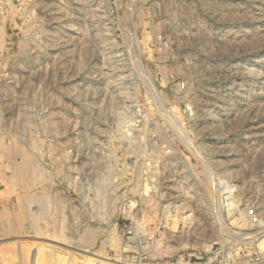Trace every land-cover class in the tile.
<instances>
[{
  "label": "rangeland",
  "instance_id": "rangeland-1",
  "mask_svg": "<svg viewBox=\"0 0 264 264\" xmlns=\"http://www.w3.org/2000/svg\"><path fill=\"white\" fill-rule=\"evenodd\" d=\"M263 225L264 0H0V264H256Z\"/></svg>",
  "mask_w": 264,
  "mask_h": 264
},
{
  "label": "built area",
  "instance_id": "built-area-1",
  "mask_svg": "<svg viewBox=\"0 0 264 264\" xmlns=\"http://www.w3.org/2000/svg\"><path fill=\"white\" fill-rule=\"evenodd\" d=\"M144 120V116H143V111L141 109V106H137L135 109V114H134V118L133 121L136 124H139L141 122H143ZM246 217H248L254 224H260L261 225V221L258 217L257 214H255V212L253 210L248 211V213L246 214ZM264 226V225H263ZM179 264V263H177ZM185 264H198V263H185ZM202 264V263H200ZM203 264H219V263H203ZM256 264H264V248L262 249L259 259L257 260Z\"/></svg>",
  "mask_w": 264,
  "mask_h": 264
},
{
  "label": "bare ground",
  "instance_id": "bare-ground-1",
  "mask_svg": "<svg viewBox=\"0 0 264 264\" xmlns=\"http://www.w3.org/2000/svg\"><path fill=\"white\" fill-rule=\"evenodd\" d=\"M121 111V110H120ZM114 238V237H113ZM116 238V237H115ZM112 239V238H111ZM110 239V240H111ZM115 241H116V239H115ZM115 244V243H114ZM117 244V243H116ZM115 246V245H114ZM117 246V245H116ZM259 248H263L264 247V242L262 241L261 243H259V246H258ZM105 260H107L108 262H111L112 260L111 259H108V258H105ZM91 262H92V260H91ZM124 264V263H121L120 261H118L116 264ZM106 264H109V263H106Z\"/></svg>",
  "mask_w": 264,
  "mask_h": 264
}]
</instances>
